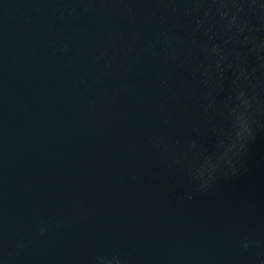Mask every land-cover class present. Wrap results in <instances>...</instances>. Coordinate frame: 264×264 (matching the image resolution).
<instances>
[{
  "label": "water",
  "instance_id": "1",
  "mask_svg": "<svg viewBox=\"0 0 264 264\" xmlns=\"http://www.w3.org/2000/svg\"><path fill=\"white\" fill-rule=\"evenodd\" d=\"M0 264H264V0H0Z\"/></svg>",
  "mask_w": 264,
  "mask_h": 264
},
{
  "label": "clouds",
  "instance_id": "2",
  "mask_svg": "<svg viewBox=\"0 0 264 264\" xmlns=\"http://www.w3.org/2000/svg\"><path fill=\"white\" fill-rule=\"evenodd\" d=\"M250 134H251V128H250V126H247L246 129H245V132H244V134H243V137H242V141H241V145H240V146H242V143H243L244 141H246L247 137H248Z\"/></svg>",
  "mask_w": 264,
  "mask_h": 264
}]
</instances>
